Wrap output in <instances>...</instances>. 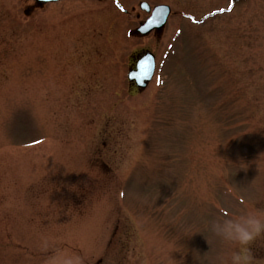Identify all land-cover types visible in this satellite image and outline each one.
<instances>
[{
  "label": "rangeland",
  "instance_id": "374dc122",
  "mask_svg": "<svg viewBox=\"0 0 264 264\" xmlns=\"http://www.w3.org/2000/svg\"><path fill=\"white\" fill-rule=\"evenodd\" d=\"M257 210L264 0H0V264H221L211 224Z\"/></svg>",
  "mask_w": 264,
  "mask_h": 264
},
{
  "label": "clouds",
  "instance_id": "9594fccd",
  "mask_svg": "<svg viewBox=\"0 0 264 264\" xmlns=\"http://www.w3.org/2000/svg\"><path fill=\"white\" fill-rule=\"evenodd\" d=\"M211 231L234 248L227 259L220 257L221 264H257L251 245L264 238V211H248L217 219L211 224ZM170 264H182V261L170 258Z\"/></svg>",
  "mask_w": 264,
  "mask_h": 264
},
{
  "label": "water",
  "instance_id": "95a60500",
  "mask_svg": "<svg viewBox=\"0 0 264 264\" xmlns=\"http://www.w3.org/2000/svg\"><path fill=\"white\" fill-rule=\"evenodd\" d=\"M36 4L55 3L62 0H33ZM140 10L149 14L148 18L136 29V34L146 36L149 33L161 31L170 15V8L166 5H158L153 8L146 2L139 4ZM155 56L152 53H145L140 56L135 63V67L130 69L127 74V80L134 84L137 89H145L152 80L155 72Z\"/></svg>",
  "mask_w": 264,
  "mask_h": 264
}]
</instances>
